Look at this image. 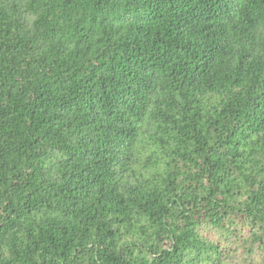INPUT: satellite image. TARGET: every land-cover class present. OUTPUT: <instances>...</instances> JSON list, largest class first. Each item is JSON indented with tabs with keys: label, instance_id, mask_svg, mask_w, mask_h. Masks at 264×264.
<instances>
[{
	"label": "trees",
	"instance_id": "16d2710c",
	"mask_svg": "<svg viewBox=\"0 0 264 264\" xmlns=\"http://www.w3.org/2000/svg\"><path fill=\"white\" fill-rule=\"evenodd\" d=\"M229 225L264 252V0H0V264H227Z\"/></svg>",
	"mask_w": 264,
	"mask_h": 264
},
{
	"label": "rangeland",
	"instance_id": "374dc122",
	"mask_svg": "<svg viewBox=\"0 0 264 264\" xmlns=\"http://www.w3.org/2000/svg\"><path fill=\"white\" fill-rule=\"evenodd\" d=\"M208 238L216 243L225 245L230 252V257L227 264H264V252L255 251L254 253H247L239 246V241L236 240V234L233 233L231 226L223 231L208 230L206 232Z\"/></svg>",
	"mask_w": 264,
	"mask_h": 264
}]
</instances>
